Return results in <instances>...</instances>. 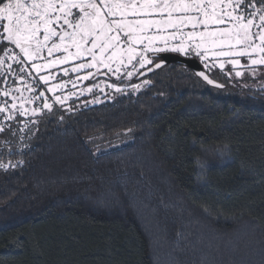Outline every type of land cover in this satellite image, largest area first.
<instances>
[{"label":"trees","instance_id":"16d2710c","mask_svg":"<svg viewBox=\"0 0 264 264\" xmlns=\"http://www.w3.org/2000/svg\"><path fill=\"white\" fill-rule=\"evenodd\" d=\"M146 77L48 120L27 149L0 146V264H264V88L174 63Z\"/></svg>","mask_w":264,"mask_h":264},{"label":"snow or ice","instance_id":"6c2138e0","mask_svg":"<svg viewBox=\"0 0 264 264\" xmlns=\"http://www.w3.org/2000/svg\"><path fill=\"white\" fill-rule=\"evenodd\" d=\"M157 10L161 13L167 12V21L128 19L130 15L150 14ZM173 11L186 15L173 20ZM188 13L198 15H187ZM226 19L232 25L230 28L215 32L192 31L186 34L181 31V26L190 24L194 29L201 24L206 29L209 23L223 24ZM153 25L158 30L163 25L176 31L168 36L145 35ZM253 28L257 30L253 32ZM121 35L126 38L128 45L126 48L121 46ZM170 40L175 42L171 46ZM157 41L163 46H158ZM138 44L143 45L142 49H137ZM10 45L19 49L23 60L20 55L12 54L13 49L9 47ZM225 47L228 50H223ZM45 50L48 56L60 51L65 55L43 64L33 63L31 66L37 73L42 69L85 56L91 57L90 62L79 64L72 71H79L82 68L98 69L100 66L111 71L112 64L115 63L117 65L115 70L119 72V66L125 64V59L128 64L136 60L140 68L154 64V68L159 69L164 62L160 55L162 53H180L187 56L194 52L201 61H208L211 52L216 58L246 57L245 65H241L240 59H230L228 63L234 68L252 66L251 71L255 74L257 71L255 66H264V0H184L175 4H169L167 0L163 4L157 0H149L139 5L136 0H0V52L3 53L0 65L5 62L4 57L17 64H22L24 60H44L46 57L41 54ZM148 53L156 54L155 60L160 62L154 63V59L149 58ZM133 67L135 68V65ZM215 67L217 65L214 62L204 63L202 70L196 71L195 75L201 77L208 85L220 88L223 85L216 83L209 75ZM218 67L223 70L225 64L221 62ZM8 68L11 70L12 65L9 64ZM148 71H153V68H149ZM229 74L230 72L225 73ZM127 75L131 77L133 72H128ZM235 75L239 77L243 73L236 71ZM84 79L88 77L85 76ZM40 80L47 83L48 77L41 76ZM147 83L149 81L145 80L144 84ZM62 86H54L48 91H54L55 87ZM140 87L141 85H133L134 89ZM15 91L20 92L21 89L16 88ZM116 91L119 92L121 89L117 88ZM2 94L9 96L10 92L6 89ZM59 99L57 97V100ZM11 107L15 109L16 104L13 103ZM44 107L51 109V105L47 103ZM5 111H7L5 107H0V112ZM23 114L22 110L21 115ZM0 131L3 129L0 128ZM5 167L7 166L0 164V168Z\"/></svg>","mask_w":264,"mask_h":264},{"label":"rangeland","instance_id":"374dc122","mask_svg":"<svg viewBox=\"0 0 264 264\" xmlns=\"http://www.w3.org/2000/svg\"><path fill=\"white\" fill-rule=\"evenodd\" d=\"M149 2V0H136V3L143 4ZM158 3L163 4L165 0H157ZM184 2V0H167L169 4H175ZM186 15L179 11L172 12L173 20L178 17ZM187 15H198L197 13H188ZM130 20H152V21H167V12L152 11L150 14L141 13L138 16H129ZM258 22V21H257ZM231 23L225 20L223 24L209 23L207 28L201 24H198L194 29L189 24L187 26H181L183 33H189L192 31L201 32H215L224 28H230ZM257 29L253 28L255 32ZM176 30L172 27L160 26L159 30L153 25L146 33L147 36H168ZM42 39V35H41ZM179 39V37L177 38ZM218 39V38H217ZM57 40V38H53ZM58 42V41H57ZM121 46L126 48V38L121 35ZM51 43V41H50ZM145 43H147L145 41ZM174 41H169L171 46ZM158 46H163L157 41ZM90 46V45H88ZM13 49L12 54L20 55L23 60L22 54L19 53V49H15L14 46H9ZM137 49H142L143 45H136ZM211 47V46H209ZM213 51H219L221 49H212ZM223 50H228L225 47ZM75 51V49H70ZM154 53H148L149 58L152 59L151 55ZM182 56L184 54L176 53ZM46 59L27 61L24 60L22 64H17L15 61L9 60L4 57V63L0 65V107H5L7 111L0 112V146L3 151L16 152L27 149L33 142L35 135L43 128L44 123L48 120H55L57 123L64 124L68 119L73 117V114L78 110L90 106L99 104L105 101L114 100L118 96L124 94L136 95L140 93L147 85L144 84L145 80L149 81V78L142 77L136 79L137 75L143 69L149 67L146 65L144 68H140L136 60L132 64H128L125 59V64L120 65V71L117 72L115 69L117 65L112 64V70L100 66L97 68H82L79 71H72L74 67L79 64H86L90 62L91 57L85 56L80 59H72L63 64H57L50 68L42 69L39 73L31 66L33 63L43 64L48 60L62 57L65 55L63 51L54 52L52 56H48L45 50L41 54ZM3 53L0 54V57ZM196 57L194 52L189 53L186 57ZM208 61H201L199 57H196L202 64L216 63L217 67L212 69L209 73L210 77L214 80L227 85L228 87H238L243 89H263L264 88V66H255L257 71L255 74L252 73L251 67H233L228 61L230 59H240L241 65H245L246 57H213L211 52L209 53ZM138 59V58H137ZM223 62L225 67L221 70L218 65ZM11 64V70L8 65ZM135 65V68L133 67ZM24 69V71H21ZM67 69V74H65ZM236 71H241L242 76L237 77ZM128 72H133V75L129 77ZM225 75V73H229ZM41 76L48 77L47 83L40 80ZM87 76L88 79H84ZM57 85H63L62 87H55L54 91H48ZM133 85H141L139 89H134ZM20 88V92H16L15 89ZM119 88L121 91H116ZM9 90V96H4L2 93L4 90ZM91 89V91H89ZM43 93V95H41ZM23 97V99H20ZM57 97L60 99L57 100ZM15 103L16 108L13 109L11 105ZM51 105V109L45 108L44 104ZM23 105V109H21ZM24 114L21 115V111ZM12 118L9 119L8 117ZM130 131L119 132L110 138L101 137H90L88 144L94 154H101L109 151H113L122 148L130 141ZM32 141V142H31ZM10 161L6 160L3 165H9ZM8 167V166H7Z\"/></svg>","mask_w":264,"mask_h":264},{"label":"water","instance_id":"95a60500","mask_svg":"<svg viewBox=\"0 0 264 264\" xmlns=\"http://www.w3.org/2000/svg\"><path fill=\"white\" fill-rule=\"evenodd\" d=\"M155 55L156 54H152L151 57L155 59ZM160 55L162 56L163 61H164L162 63L161 68L168 65V64L174 63V64H178V65H181V66H184V67L190 69L193 72V74L195 75V72L202 70V67H203L202 64L199 62V60L196 57H186V56H182V55H179L176 53H171V52L162 53ZM156 62H160V61L155 60L154 63H156ZM149 68H153V71H151V72L148 71ZM159 69L154 68V64L150 65L149 67L140 71V73L137 75L136 79L146 77L147 75H150ZM196 77L207 84V82L204 81L201 77H198V76H196ZM215 82L218 84H221L220 82H218L216 80H215ZM208 86L213 87V88H218V87H215L214 85H208ZM223 87H220L218 89H222Z\"/></svg>","mask_w":264,"mask_h":264},{"label":"clouds","instance_id":"9594fccd","mask_svg":"<svg viewBox=\"0 0 264 264\" xmlns=\"http://www.w3.org/2000/svg\"><path fill=\"white\" fill-rule=\"evenodd\" d=\"M201 151L211 152L212 149H211L210 147H203V148L201 149Z\"/></svg>","mask_w":264,"mask_h":264}]
</instances>
